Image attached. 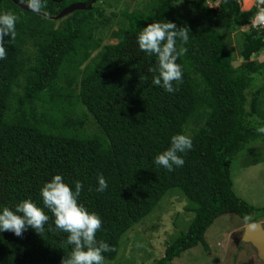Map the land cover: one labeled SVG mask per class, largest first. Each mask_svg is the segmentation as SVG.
Segmentation results:
<instances>
[{
	"label": "trees",
	"instance_id": "16d2710c",
	"mask_svg": "<svg viewBox=\"0 0 264 264\" xmlns=\"http://www.w3.org/2000/svg\"><path fill=\"white\" fill-rule=\"evenodd\" d=\"M20 1L0 0V13L18 17L0 60V206L24 198L42 205L40 188L56 173L80 180L81 202L102 219L96 238L113 248L105 264L116 260L123 235L172 189L187 198L194 216L154 264H174L198 244L207 250L205 232L221 215L235 214L241 225L264 218V206L235 193L231 170L233 157L264 141L256 132L264 126V82L252 88L255 75L264 77V61L252 60L264 50V32L241 30L256 8L244 10L236 0L217 8L206 0H143L108 15L100 0L91 8L92 0H40L39 14ZM79 2L86 8L50 18ZM154 20L190 30L186 44L177 41L184 49L177 60L182 81L173 93L151 83L155 73L148 68L155 69L156 58L136 43ZM177 133L189 135L193 147L184 165L168 172L153 161ZM98 175L107 183L103 192L96 191ZM47 214L41 234L0 233V264H61L71 246Z\"/></svg>",
	"mask_w": 264,
	"mask_h": 264
},
{
	"label": "clouds",
	"instance_id": "9594fccd",
	"mask_svg": "<svg viewBox=\"0 0 264 264\" xmlns=\"http://www.w3.org/2000/svg\"><path fill=\"white\" fill-rule=\"evenodd\" d=\"M172 3L178 5L183 0H173ZM261 4H264V0L258 2L253 23L264 26V7H260ZM28 5L38 11L40 0H28ZM17 20L18 17L12 12L0 13V60L5 58L8 41L15 38ZM247 28L246 25L241 30ZM189 32L187 27H177L172 21L154 20L137 33L138 49L156 58L155 69L148 68L149 72L155 73L151 83L165 92L177 91L182 81V67L177 60L184 49L178 50L177 41L186 44ZM262 52L264 50L257 55L253 54L252 60L263 62L259 59V56H264ZM256 132L264 135V126H258ZM192 147L193 141L189 135L174 134L170 137L168 147L158 153L153 162L171 172L184 165V157ZM106 188L104 176L98 175L96 191L103 192ZM82 189L80 180L68 182L60 173L52 175L40 188L42 205L24 198L14 206H0V233L10 231L19 237L31 228L41 234L49 221L47 212H50L54 217L55 229L67 233L66 245L71 246L70 253L61 264H105V254L113 251V248L107 242L97 240L96 233L102 227V219L81 202ZM259 222L263 223L262 220Z\"/></svg>",
	"mask_w": 264,
	"mask_h": 264
},
{
	"label": "rangeland",
	"instance_id": "374dc122",
	"mask_svg": "<svg viewBox=\"0 0 264 264\" xmlns=\"http://www.w3.org/2000/svg\"><path fill=\"white\" fill-rule=\"evenodd\" d=\"M143 0H110L113 7H105V12H120L122 9H134ZM116 29V26H114ZM238 33H231L230 44L238 52ZM116 39L105 38V43H115ZM261 54L264 55V52ZM260 60L264 56H259ZM252 88L261 86L263 76L255 75ZM264 99V93H263ZM262 108H264L262 106ZM249 150V151H248ZM256 160V161H255ZM232 179L235 193L261 208L264 206V141L247 145L244 151L232 158ZM187 198L178 190H170L140 222L129 229L122 237L116 260L109 264H154L163 255L164 247L179 233L186 231L194 213L186 211ZM263 219V218H262ZM260 219V221L262 220ZM259 222V221H257ZM235 214L217 217L205 232L208 244L185 251L174 264H264L258 259L256 250L249 243L242 242L244 226Z\"/></svg>",
	"mask_w": 264,
	"mask_h": 264
},
{
	"label": "water",
	"instance_id": "95a60500",
	"mask_svg": "<svg viewBox=\"0 0 264 264\" xmlns=\"http://www.w3.org/2000/svg\"><path fill=\"white\" fill-rule=\"evenodd\" d=\"M94 2L95 0H92L91 3L88 5V7L91 8ZM18 4L24 10L42 14L40 11L32 10L29 7L28 3L24 2V0H21ZM85 8H86V4L83 2L73 3L65 7L58 15L50 17V18L60 19L72 13L75 10L85 9ZM253 56L254 55H252V57ZM242 61H243L242 57L236 58L233 61V66L234 67L239 66ZM241 239L243 243H250L255 248L258 259L261 261H264V227L261 222H254V223L246 224L243 228Z\"/></svg>",
	"mask_w": 264,
	"mask_h": 264
},
{
	"label": "built area",
	"instance_id": "2783aa9c",
	"mask_svg": "<svg viewBox=\"0 0 264 264\" xmlns=\"http://www.w3.org/2000/svg\"><path fill=\"white\" fill-rule=\"evenodd\" d=\"M236 1L240 4L241 8L244 10L256 8V10L258 11L257 5H258L259 0H236ZM220 2L221 0H206V3L210 8H217L220 5ZM260 7H264V4H261ZM254 18L247 25V27L255 28L256 30H261L264 32V26L260 25L259 23L257 24L253 23Z\"/></svg>",
	"mask_w": 264,
	"mask_h": 264
},
{
	"label": "crops",
	"instance_id": "0c3cea01",
	"mask_svg": "<svg viewBox=\"0 0 264 264\" xmlns=\"http://www.w3.org/2000/svg\"><path fill=\"white\" fill-rule=\"evenodd\" d=\"M263 60H264V59H263ZM262 221H263V223H262V224H263V226H264V219H262ZM243 226H244V225H243ZM239 227H242V225H241V226H239Z\"/></svg>",
	"mask_w": 264,
	"mask_h": 264
}]
</instances>
